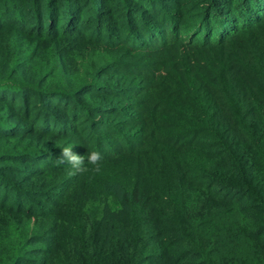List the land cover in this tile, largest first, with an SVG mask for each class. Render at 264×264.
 Instances as JSON below:
<instances>
[{
  "label": "trees",
  "instance_id": "1",
  "mask_svg": "<svg viewBox=\"0 0 264 264\" xmlns=\"http://www.w3.org/2000/svg\"><path fill=\"white\" fill-rule=\"evenodd\" d=\"M0 264H264V0H0Z\"/></svg>",
  "mask_w": 264,
  "mask_h": 264
},
{
  "label": "clouds",
  "instance_id": "2",
  "mask_svg": "<svg viewBox=\"0 0 264 264\" xmlns=\"http://www.w3.org/2000/svg\"><path fill=\"white\" fill-rule=\"evenodd\" d=\"M60 162L67 163L71 166L72 174H75L77 171L86 170L83 169V165L85 162V156L76 154L73 151V148L64 146L60 149L59 152ZM103 159L102 155L97 151H92L87 154V161L89 164L94 165L95 167L92 169L95 172L100 171L99 162Z\"/></svg>",
  "mask_w": 264,
  "mask_h": 264
}]
</instances>
